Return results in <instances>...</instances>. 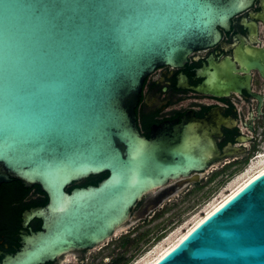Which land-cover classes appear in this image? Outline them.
Wrapping results in <instances>:
<instances>
[{"label": "water", "instance_id": "95a60500", "mask_svg": "<svg viewBox=\"0 0 264 264\" xmlns=\"http://www.w3.org/2000/svg\"><path fill=\"white\" fill-rule=\"evenodd\" d=\"M251 1L0 0V183L17 179L47 197L24 208L22 242L0 252V264L92 246L145 193L244 153L215 151L217 131L233 124L216 110L186 113L145 138L134 107L156 66L214 46L218 26ZM153 264H264V171Z\"/></svg>", "mask_w": 264, "mask_h": 264}, {"label": "flooded vegetation", "instance_id": "af4514ba", "mask_svg": "<svg viewBox=\"0 0 264 264\" xmlns=\"http://www.w3.org/2000/svg\"><path fill=\"white\" fill-rule=\"evenodd\" d=\"M218 30L214 46L190 52L181 66H156L143 79L134 120L138 132L149 138L152 128L186 113L202 119L216 110L233 124L217 131L212 139L215 151L231 146L243 148L244 153L218 157L202 171L150 190L108 237L41 264H133L158 243V237L168 235L173 217L163 216L180 194L197 188L206 178L241 172L238 176L249 171L254 160H264V156L252 159L264 149V0H252L230 19L227 29L218 26ZM16 180L0 183V252L17 253L25 226L24 208L44 193L36 185L19 186ZM30 226L39 229L41 220L34 219Z\"/></svg>", "mask_w": 264, "mask_h": 264}, {"label": "rangeland", "instance_id": "374dc122", "mask_svg": "<svg viewBox=\"0 0 264 264\" xmlns=\"http://www.w3.org/2000/svg\"><path fill=\"white\" fill-rule=\"evenodd\" d=\"M254 169L255 168H250V173H253L252 170L255 171ZM239 173L241 172H237V174ZM237 174L229 177L220 175L206 178L200 185H198L197 188L192 189L185 194H180L179 197L173 200L174 204L172 205V209L163 216V218L170 216L173 217L172 223L167 227L168 229L165 235H169L171 232L176 230H187L198 218L206 214L212 204L221 199L223 195L230 193V183L239 177L236 176ZM157 239L156 243H159L160 241L161 243L164 242V238L161 236ZM154 247H152V249ZM146 253L147 252L145 251L142 252L140 257L144 256Z\"/></svg>", "mask_w": 264, "mask_h": 264}, {"label": "bare ground", "instance_id": "6f19581e", "mask_svg": "<svg viewBox=\"0 0 264 264\" xmlns=\"http://www.w3.org/2000/svg\"><path fill=\"white\" fill-rule=\"evenodd\" d=\"M263 157V156H262ZM261 158V157H260ZM257 159V158H256ZM262 160V161H261ZM259 161H253L250 168H257L256 171L250 173L251 171H246L242 175H238L237 179H234L230 183V193L222 196L221 199L217 200L211 207L208 209L207 213L198 218L193 225H191L187 230L184 231H173L166 237H164V242L157 243V245L150 251H148L144 256L140 257L133 264H153L157 261L161 256H163L167 251H169L172 247H174L187 233L193 229L200 221H202L207 215H209L212 211L222 205L227 199H229L232 195H234L237 191H239L244 185H246L249 181H251L254 177L259 175L264 171V160L263 158Z\"/></svg>", "mask_w": 264, "mask_h": 264}, {"label": "trees", "instance_id": "16d2710c", "mask_svg": "<svg viewBox=\"0 0 264 264\" xmlns=\"http://www.w3.org/2000/svg\"><path fill=\"white\" fill-rule=\"evenodd\" d=\"M106 175V173L100 174V175H95V176H90L87 179H85V181L83 182H77L72 184L71 186L67 187V188H71L73 185H86V184H95L97 183L101 178H103ZM16 180V179H15ZM15 183H17V185L19 186H23L22 183L18 180L15 181ZM38 187V186H37ZM47 201V197L46 194L43 193V197L39 200H36L35 202H33L32 204H37V203H41V202H46Z\"/></svg>", "mask_w": 264, "mask_h": 264}, {"label": "built area", "instance_id": "2783aa9c", "mask_svg": "<svg viewBox=\"0 0 264 264\" xmlns=\"http://www.w3.org/2000/svg\"><path fill=\"white\" fill-rule=\"evenodd\" d=\"M264 156V149L258 150L253 154V158L252 159H256V158H260Z\"/></svg>", "mask_w": 264, "mask_h": 264}]
</instances>
